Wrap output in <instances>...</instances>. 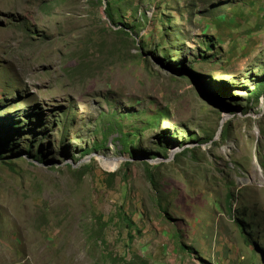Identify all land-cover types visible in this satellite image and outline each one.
Returning <instances> with one entry per match:
<instances>
[{
	"label": "rangeland",
	"instance_id": "374dc122",
	"mask_svg": "<svg viewBox=\"0 0 264 264\" xmlns=\"http://www.w3.org/2000/svg\"><path fill=\"white\" fill-rule=\"evenodd\" d=\"M0 264H264V0H0Z\"/></svg>",
	"mask_w": 264,
	"mask_h": 264
},
{
	"label": "bare ground",
	"instance_id": "6f19581e",
	"mask_svg": "<svg viewBox=\"0 0 264 264\" xmlns=\"http://www.w3.org/2000/svg\"><path fill=\"white\" fill-rule=\"evenodd\" d=\"M100 161L103 167L112 171H117V169L120 168L121 165V161L111 158L110 159L101 158Z\"/></svg>",
	"mask_w": 264,
	"mask_h": 264
},
{
	"label": "trees",
	"instance_id": "16d2710c",
	"mask_svg": "<svg viewBox=\"0 0 264 264\" xmlns=\"http://www.w3.org/2000/svg\"><path fill=\"white\" fill-rule=\"evenodd\" d=\"M129 225H131V223H129Z\"/></svg>",
	"mask_w": 264,
	"mask_h": 264
}]
</instances>
